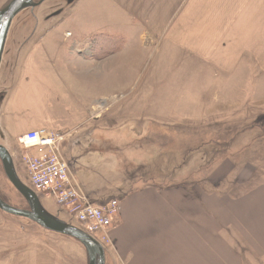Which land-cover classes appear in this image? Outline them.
I'll return each mask as SVG.
<instances>
[{"label":"crops","instance_id":"0c3cea01","mask_svg":"<svg viewBox=\"0 0 264 264\" xmlns=\"http://www.w3.org/2000/svg\"><path fill=\"white\" fill-rule=\"evenodd\" d=\"M78 5L70 18L75 33L67 34L75 38L64 39L71 42L73 58L61 65L58 40L26 46L0 111V123L12 137L40 129L85 131L93 126L96 108L99 121H108L103 116L109 93L126 98L117 115L126 109L129 116L152 121L178 120L183 129L222 125L240 131L253 112L256 119L264 114V0H80ZM89 28L95 32L84 35ZM99 35L119 37L120 48L94 56ZM152 57L155 77L137 91ZM87 64L99 67V74L87 78L84 69L82 79L75 67ZM158 73L166 77L163 91H156ZM151 101H176V108L161 103L156 109ZM250 160L227 159L203 183L140 186L119 201L109 231L114 263L264 264V179L254 180Z\"/></svg>","mask_w":264,"mask_h":264},{"label":"rangeland","instance_id":"374dc122","mask_svg":"<svg viewBox=\"0 0 264 264\" xmlns=\"http://www.w3.org/2000/svg\"><path fill=\"white\" fill-rule=\"evenodd\" d=\"M51 1H53V3H58V1L61 3L62 0ZM51 1L43 4L38 9L37 16L40 23L37 26L38 29L35 36L33 32V29H35L34 26L30 31V33L33 32L31 33L33 39L28 46L34 43L37 44L45 38V42L50 41L51 43L58 40V44H60L59 61L61 65H63L67 59L73 58L71 56V42L68 43L65 42V40H73L75 38V36L74 38H70L67 34L68 32L75 33L72 23L74 22L76 13L80 8L78 5L80 0L67 9L62 16L44 23L43 20L46 16V11H52V8H54L55 5H50L53 4ZM5 2H7V0H0V7ZM25 16L26 15L19 17L18 20L13 23V29L18 26L21 19ZM72 16L74 18L70 21ZM84 32V35L90 36V34H93L92 32L95 31L89 28ZM27 36L28 35L26 34L24 39H26ZM65 36L68 38L65 39ZM12 46L13 43L11 42L10 47L8 46L5 50V62H2V68H9V66L7 67L9 60H13L17 54L16 50L20 49L19 45L16 49H13ZM23 54L24 53H22V55ZM74 56L77 57V55ZM154 59L157 60V58L152 57L144 65L140 78L134 86L137 91L139 88H142V85L146 80L155 77V70L157 67L154 65ZM87 65L90 69L84 65H78L75 67L77 72L81 73L82 79H84L85 75V73H83L84 69H87V78H94L96 74H99V67H92V65L89 64ZM89 71L92 73L89 74ZM159 75L160 77H158ZM93 78H90L91 81L94 80ZM156 78L157 80H161L156 91H163L166 86V84H164L166 77H164L162 73H158ZM170 80L167 79L166 81ZM248 86L251 87L252 85ZM249 87L247 93L249 92ZM253 87L254 85L252 88ZM113 94L115 93L107 94L106 99L109 110L107 109L103 118L107 116L108 121H105V119L101 121L102 123L99 121V118L102 117L100 113L101 108H96L94 112L95 116L93 117L94 119L91 122L93 126L91 128H86V130L82 132L71 133L72 135L67 138L64 144V151L66 154H68V151H77L78 153V159L74 160V165L73 167L71 166V173L76 184L80 187V190L89 197L88 200L93 204L98 206L103 205L100 204V202L93 200L90 196L91 193L93 195H115L118 192H124L128 189V185H131V183L122 172L124 167L122 162H125L126 160L127 162L134 161V163L141 164L148 159L146 168H138V179H142H136L137 181L134 180V184L131 185L133 188L149 184L162 186L174 182H180V180L184 179L186 175L193 171H200L198 183H203V181H207L208 175L215 169V167L222 162H225L227 159L237 160L239 164H242L246 159L248 161V159L250 160L251 158L256 166V169L252 170L255 174L254 180H260V182L263 181L264 178L260 177L264 175V138L254 140L256 139V134L259 132L252 131L254 128L247 131V127H250L256 122L257 119L255 115L257 114V111L253 112L248 123L247 120H245L244 123L240 124L246 126L241 128L240 131H235L236 129H230L222 125H205L200 129L191 127L183 129L181 127L183 124L181 125L178 120L171 121L170 119L155 117L152 121L153 117H150L152 119L149 118L148 120L147 116L143 117L140 114L129 116L130 114L126 112V109H122V113L117 115V112L120 111L119 107L126 108L127 103H125L126 98L123 97V94L121 95V93H117L115 96ZM151 103L152 105L155 104L156 109H159V107L163 108V106L160 105L161 103H168L169 106L167 108H176V101H151ZM99 124H102L106 128L115 129L102 130L99 128ZM108 140L111 141L112 144H115V146L113 145V148L117 147V158H115L114 155H111L113 152L108 153L106 150V147L109 144H106L105 141ZM149 142H151L152 145H150ZM233 143L236 144L233 145ZM245 144H247V149L244 146ZM241 146L244 148L239 152L238 148H242ZM114 150L116 151V149ZM98 152L101 153V155H99ZM33 153L34 150L30 152L31 155H33ZM246 153L247 156H245ZM136 170L137 168H135V171ZM18 172L22 181L29 187H32L29 168L24 162L23 156L18 162ZM77 173L82 174L83 177L87 175L89 178L85 180L76 179L75 174ZM42 202L46 209L52 213H57L59 210H63L61 217L67 221H73V223L79 227L81 226L76 218L72 219L70 217L68 211L69 208L66 207L67 211L65 208L62 209L57 204L56 199L52 194L43 196ZM12 224L15 225L17 223ZM28 234H33V236L36 235V233ZM44 234H46V232H44ZM18 236L24 237V234L19 233V230L13 228L12 238ZM95 237L97 240H102V234H95ZM51 238L55 241L60 250L71 254L74 259L80 262L79 264H86V250L77 241L69 238H62L60 235L56 234L51 235ZM106 248L110 252L108 244Z\"/></svg>","mask_w":264,"mask_h":264},{"label":"flooded vegetation","instance_id":"af4514ba","mask_svg":"<svg viewBox=\"0 0 264 264\" xmlns=\"http://www.w3.org/2000/svg\"><path fill=\"white\" fill-rule=\"evenodd\" d=\"M49 1L51 0H46L43 4L49 3ZM51 2L53 3V1ZM50 5H54V8H52V10H54L55 8H59L61 3L58 1V3H53ZM50 11H46L45 14L47 15ZM37 29H33L34 36L37 33ZM31 33L27 34V32H20L18 29H13L12 26L7 38L5 50L8 48V46L10 47L11 42L13 43V49H16L18 45L19 48L24 44L28 46L30 41L33 39ZM26 34L28 36L26 39H24ZM29 38H31L30 41ZM3 61L5 62V51L3 55ZM2 65L0 67V94L6 87V84L4 83H6L9 78L11 79L10 67L2 68ZM20 136L21 135L12 137L0 123V151L3 154L4 150L9 151V153L14 158L17 171L18 162L24 154L22 147L19 145ZM1 153L0 199L6 204L7 207H0V264H79L80 262L74 259L71 254L60 250L55 241L51 238V235L56 234L60 235L62 238H73L43 228L25 215L26 213L30 212L32 208L30 207L27 200L23 197L21 192L13 184L10 175L7 172L4 156ZM66 156L69 161L74 157L72 152H70L69 155L66 154ZM30 189L36 194L41 195L40 193H37L32 187H30ZM12 223L17 224L13 225ZM13 228L19 230V233L24 234V237L18 236L16 238H12ZM44 232H46V234H44ZM28 233H36V235L33 236V234L30 235ZM86 264H89L88 255Z\"/></svg>","mask_w":264,"mask_h":264},{"label":"built area","instance_id":"2783aa9c","mask_svg":"<svg viewBox=\"0 0 264 264\" xmlns=\"http://www.w3.org/2000/svg\"><path fill=\"white\" fill-rule=\"evenodd\" d=\"M70 136V133L62 131L40 129L19 137L32 188L43 196L52 194L62 209L69 208L70 217L76 218L87 233L94 237L95 234H102L99 241L107 247L109 231L118 214L120 202L115 199L98 206L80 190L71 176L70 161L64 151V144Z\"/></svg>","mask_w":264,"mask_h":264},{"label":"water","instance_id":"95a60500","mask_svg":"<svg viewBox=\"0 0 264 264\" xmlns=\"http://www.w3.org/2000/svg\"><path fill=\"white\" fill-rule=\"evenodd\" d=\"M45 1L46 0H7V2L0 7V67L3 62L7 38L13 23L17 21L19 17L26 15L14 29H18L20 32H27V34L30 33L33 26L37 29L39 25L37 11ZM77 1L78 0H62L61 4L63 5L50 11L44 17L43 22L45 23L62 16L67 9L72 7ZM30 40L31 38H29V41ZM26 46V44L21 46L14 59L9 60L7 64V67L9 66L11 69V79H8L6 82L8 84H6V87L0 94V111L8 93L14 86L16 72ZM1 154L4 156L7 172L13 184L32 208L30 212L25 214L27 217L43 228L77 240L85 248L89 264H115L109 251L99 240L87 233L83 228L75 225L73 221H67L61 217L63 210H59L56 214L47 210L42 202L43 195L36 194L20 178L14 158L9 151L4 150V154ZM0 207H7L1 199Z\"/></svg>","mask_w":264,"mask_h":264},{"label":"trees","instance_id":"16d2710c","mask_svg":"<svg viewBox=\"0 0 264 264\" xmlns=\"http://www.w3.org/2000/svg\"><path fill=\"white\" fill-rule=\"evenodd\" d=\"M113 38H114V40H113ZM113 38L110 36H105V35H99V36L95 37L94 46L92 48L93 55L99 58V57H101L100 54H102V56H105V55L112 53L111 51H113L114 49L120 48L119 37H113ZM252 128H254L252 131L259 132L256 134V137H255L256 139H254V140L264 138V115L257 118L256 122L253 125H251L250 127H247V131L251 130ZM212 142H215V141H212ZM105 143L109 144L106 147V150L108 151V153L113 152L111 155H114V157L117 158V155H118L117 147L113 148V145L115 146V144H112L111 141H109V140L105 141ZM149 143H150V145H152L151 142H149ZM243 148L244 147L238 148V151L241 152V150ZM248 148H249V146H248ZM114 149H116V151ZM246 149H247V147H246ZM70 152H72L74 155L73 159L70 160V164L73 167L74 160L78 159V153H77V151H69V153ZM239 152H237V153H239ZM69 153H68V155H69ZM99 155H101V153H99ZM103 156H105V155H103ZM148 158H150V157H148ZM147 162H148V159L145 162L143 161V163H141V164L134 163V161L127 162V160L125 162L124 161L122 162L123 166H124L123 169L121 167L122 172L125 175V177L128 178V181H130L131 185L134 184L135 181L142 179V178L138 179L139 174H137L138 173L137 171H138V168H140V169L146 168ZM135 168H137L136 171H135ZM199 174H200V171H197V172L193 171V172L189 173L188 175H186V177L184 179L180 180V182H174L172 184H167V185H162V186L168 187V186H174V185H183V184H186L188 182L192 183V184L196 183V182L198 183L199 178H200ZM75 175H76V178L79 180H81V179L85 180V179L89 178L87 175H85V177H83L82 174H80V173H77ZM135 176H136V178H135ZM131 185H128L129 187L126 191L118 192L115 195H101V194L93 195L91 193L90 196L96 202H100V204H106V203H108L112 200H115V199H117L118 201H121V200L125 199L126 197H128L129 195H131L132 193H134L136 190H138L137 189L138 187L133 188V187H131Z\"/></svg>","mask_w":264,"mask_h":264}]
</instances>
